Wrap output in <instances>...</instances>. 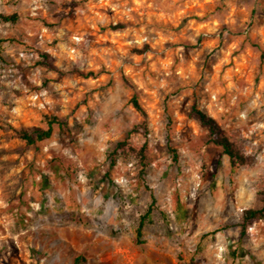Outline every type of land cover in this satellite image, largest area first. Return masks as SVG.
<instances>
[{
    "label": "rangeland",
    "instance_id": "obj_1",
    "mask_svg": "<svg viewBox=\"0 0 264 264\" xmlns=\"http://www.w3.org/2000/svg\"><path fill=\"white\" fill-rule=\"evenodd\" d=\"M10 14L0 264H264V217L240 227L264 193V0H0ZM45 116L50 137L14 136Z\"/></svg>",
    "mask_w": 264,
    "mask_h": 264
},
{
    "label": "trees",
    "instance_id": "obj_2",
    "mask_svg": "<svg viewBox=\"0 0 264 264\" xmlns=\"http://www.w3.org/2000/svg\"><path fill=\"white\" fill-rule=\"evenodd\" d=\"M0 19L5 22H15L16 16L14 14L10 15H0ZM39 64L43 66H48L50 68L51 65L48 62V56L45 53L40 54ZM131 104L134 109L140 113L141 116H145V113L142 107L138 104L135 98L131 99ZM191 113L197 118L200 125L207 128V137L208 142L213 144L216 147L221 149V152L228 158V162L231 168H234L238 165L243 164L244 158L243 156L235 149L232 142L220 132L217 122L214 118L208 115L204 110L196 107L195 105L191 106ZM45 127H36L32 126L29 128H20L13 129V134L18 139L24 141L26 144H32L36 140H42L50 137L53 131L54 126L60 127L62 125V121L54 116H45ZM110 154H115V151H111ZM114 162V159H111V164ZM148 212H145L143 215L139 216L137 225L135 227V233L138 234L140 229L144 224V220L147 217ZM264 217V193L262 197V205L259 208H250L244 209L241 215V223L240 227L244 230L247 226H249L253 220L263 218ZM76 259L81 260L82 257H76Z\"/></svg>",
    "mask_w": 264,
    "mask_h": 264
}]
</instances>
